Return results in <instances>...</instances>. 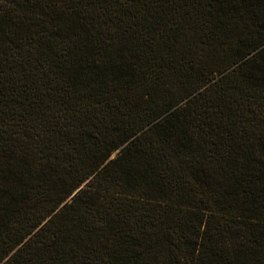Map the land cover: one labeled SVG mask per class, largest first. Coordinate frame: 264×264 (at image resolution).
Segmentation results:
<instances>
[{"label": "trees", "instance_id": "16d2710c", "mask_svg": "<svg viewBox=\"0 0 264 264\" xmlns=\"http://www.w3.org/2000/svg\"><path fill=\"white\" fill-rule=\"evenodd\" d=\"M262 9L2 0L0 264H264Z\"/></svg>", "mask_w": 264, "mask_h": 264}, {"label": "snow or ice", "instance_id": "6c2138e0", "mask_svg": "<svg viewBox=\"0 0 264 264\" xmlns=\"http://www.w3.org/2000/svg\"><path fill=\"white\" fill-rule=\"evenodd\" d=\"M0 2H2V0H0ZM45 2H47V0H45ZM54 2H55V4L59 5V4H62L63 3V0H54ZM37 6H39V5H37ZM262 12H264V9H262ZM230 38L231 37H229V39ZM262 45H264V38H262ZM246 70L247 71H250V69H246ZM157 187L158 186L156 184H154V183L150 186V188H151L152 191H156L157 190ZM260 215L262 217H264V203H262L260 205ZM73 223H75V222H73ZM117 228H118V226H117ZM77 235H78V233H77ZM161 247L162 248H165L166 245H162ZM121 250L122 251H126V246H122L121 247ZM161 254H163V253H161ZM114 264H123V262L122 261H119V260H115L114 261ZM146 264H151V262L150 261H146Z\"/></svg>", "mask_w": 264, "mask_h": 264}, {"label": "water", "instance_id": "95a60500", "mask_svg": "<svg viewBox=\"0 0 264 264\" xmlns=\"http://www.w3.org/2000/svg\"><path fill=\"white\" fill-rule=\"evenodd\" d=\"M123 147V146H122Z\"/></svg>", "mask_w": 264, "mask_h": 264}]
</instances>
